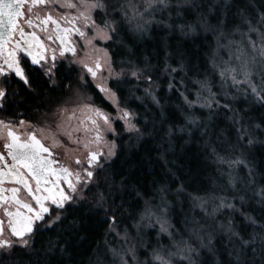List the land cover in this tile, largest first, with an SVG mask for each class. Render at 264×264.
Returning a JSON list of instances; mask_svg holds the SVG:
<instances>
[{"label":"snow or ice","instance_id":"snow-or-ice-1","mask_svg":"<svg viewBox=\"0 0 264 264\" xmlns=\"http://www.w3.org/2000/svg\"><path fill=\"white\" fill-rule=\"evenodd\" d=\"M57 5L59 9L71 11L59 13V19L50 12L41 17L36 11L38 6L55 8ZM199 8L197 0H0V109L6 107L10 96L19 94L20 88L33 91L34 84L43 83L55 91L66 53L70 52L74 57L68 61V71H75L71 67L73 64H79L83 69L75 89L71 82L66 85L72 93L71 97L59 102L39 125L25 120L14 125L11 121L0 119V140L5 150L0 152V256L18 253L21 264H42V261L45 264H63L56 254L63 257L68 253L73 239L80 236L85 223L90 220L107 224L105 235L115 233L119 240L115 246H109L113 242L105 240L103 261L97 255L95 264H200L197 259L200 249L215 254L212 234L208 231L209 228L215 230L213 225L197 223L188 233V239H184V230H175L169 220L170 206L164 195L166 188L159 189L157 203L155 198L144 199L134 186H129L126 178H122L117 185L114 175L108 172L110 162L118 155V146L115 139H106V134L114 137L121 135L114 125L123 122L124 131L135 135L138 140L147 131L146 127H137V114L128 106V101L118 95L121 85L135 81L130 89L131 98L143 102L145 97H150L158 107L160 102L156 91L159 85L152 75L154 67L147 58L144 67L129 60L121 61L117 70L108 48H95L93 41L123 46V42L117 39L120 32L143 35L153 24L164 22L156 19L157 14L163 16L168 13L167 18L171 21L173 13L176 18L196 13L194 22L176 25L179 31L184 35L196 34L198 30L213 33L216 48L212 51L210 63L220 78L219 92L213 91L211 81L205 76L192 82L196 91L195 98L190 99L185 94L187 85L184 78L180 85L185 91H179L173 82L172 74L183 71V64L178 69L165 63L163 72L169 76V90L179 91L189 110L185 115L186 125L179 131L185 132L191 126L193 130L203 129L201 136L209 134L208 124L195 115V109H206L209 121L221 111L231 112L229 119L236 126V142L226 141L228 147L224 149V154L216 147H212L211 153L221 166V175L228 178L233 201L239 200L243 208L247 193L251 191L252 197L247 199L258 197V202L264 205V187H258L256 169L244 151V141L249 149L257 143L264 146V140L256 139L257 130L264 131V116L255 125L251 121L246 124L241 113L233 108V104L242 97L253 111L264 109V13L258 18H251L243 11L239 12L240 23L234 26L232 32H227L223 21L218 25L210 24ZM49 25L55 36L47 35L45 39L53 43L59 41L56 48L45 45L37 35V29L49 32ZM166 26L171 28L173 24ZM89 32L93 35L89 36ZM236 34H239V40L234 38ZM73 35H78L86 41V46H93L94 51L102 55H97L91 62L76 58L77 49L70 40ZM222 48L228 51V59L218 62L217 56ZM104 69H107L108 75L100 76ZM34 74L40 80H36ZM87 76L93 81L100 78L95 87L109 101L115 115L97 106L91 96L84 94ZM109 81L115 83L110 84ZM14 83L17 88L12 87ZM141 83L146 84L144 97L135 96ZM232 90H235L234 93ZM243 115H247V110ZM73 120L78 121L76 127L71 126ZM81 130L89 134L88 138L74 139L73 133ZM45 133H48L46 138L51 139V146H46L38 138ZM173 134L174 130L170 127L168 136ZM192 134L193 131H189V136ZM60 137L86 150V166L79 157L72 161L75 168L65 166L54 158L52 149L64 146ZM93 144L95 148L91 147ZM238 149L239 155H234ZM161 158H164L163 154ZM241 166L247 169L244 177L237 173ZM5 184L13 186L5 187ZM182 191V187L177 190L178 193ZM117 192L121 193L119 197ZM124 195L133 197L135 204L143 200V207L138 212L129 211L134 205L129 204L126 208ZM189 196L193 206L200 207L209 220L214 221L221 209L226 208L232 213L240 211L235 203L229 202L227 195H217L215 190L204 196ZM117 198L121 199L120 204H116ZM209 204L213 205L211 212L207 211ZM118 212L122 219L117 216ZM241 215L246 223L241 224L239 229L231 218L226 224L219 225L231 246L226 249L229 257L226 264H264V224H257V218L245 212ZM128 220L133 222L128 224ZM121 223L124 224L122 229ZM248 227H253L252 233H247ZM148 230L156 234V247H153L150 238L145 239L151 236ZM163 234L171 240L168 247L159 245ZM140 248L145 249L142 254L148 257L143 262L139 260ZM149 248L150 253L147 251Z\"/></svg>","mask_w":264,"mask_h":264},{"label":"trees","instance_id":"trees-1","mask_svg":"<svg viewBox=\"0 0 264 264\" xmlns=\"http://www.w3.org/2000/svg\"><path fill=\"white\" fill-rule=\"evenodd\" d=\"M197 3L200 5L199 12L207 17L210 24L218 25L220 21H223L224 30L227 32H232L234 26L240 23L239 12L243 11L251 18H258L261 13H264V0H197ZM167 17L168 13H164L163 16L157 14L156 19L164 22L153 24L143 35L129 31L120 32L117 39L123 42V46L115 43H104L109 54L112 55V59L116 62L117 70H119L121 61L127 62L129 60L140 67H144L145 58H147L154 67L152 75L156 84L159 85L156 96L160 102L158 107L150 97H145L143 102L131 98L130 89L136 83L135 81L131 84L124 83L121 85L118 95L123 100H127L128 106L137 114L139 121L137 127H146L147 131L143 138L138 140L135 135L124 132L119 123L116 124V128L121 133L119 137H115L118 155L113 157L110 162L111 166L108 167V172L114 175L117 185L122 178H126L129 186H134L137 191L143 194L144 199L155 198L157 203H159V189L166 188L167 191L164 195L170 206L169 220L177 232L184 230V239H188V233L197 226V223L204 224L206 222L214 226L215 230L209 228L208 231L212 234V245L216 252L213 255L208 253L207 249H200V255L197 258L200 264H217V262L226 264L229 258L226 249L231 246L228 244L226 234L219 229V225L226 224L231 218L239 229L241 224L246 223L241 212L257 218V224H264V205L258 202V197L247 199V197H252L251 191L247 193L243 208H241L239 200L233 201L232 190L228 188V178L221 175V166L216 163L215 157L211 153L212 147H216L221 154H224V149L228 147L225 142H236V126H233L229 119L232 115L231 112L221 111L219 115H213L209 121V113L206 109H195V115L201 117L208 124L209 134L201 136L203 129L193 130L191 126H188L185 132L179 131L182 126L186 125L185 115L189 111L179 94V91H185V88L180 85L181 79L184 78V83L187 85L185 94L190 99H194L196 91V87L192 83L194 80H202L208 76L213 85V91L219 92L220 78L210 63L212 51L216 48L213 33L198 30L196 34L184 35L176 27L181 22H194L197 14L189 13L181 18H176L173 13V20L171 21ZM168 24H173V27H167ZM234 38L239 40V34H236ZM221 59H228L226 49H220L217 61L219 62ZM165 63L178 69L183 64V71H180L179 74H172L174 76L173 82L179 91L176 89L169 90V76L163 72ZM68 69L69 67L62 65L58 87L55 91L43 83L34 84L33 91L20 88L19 94L15 97L10 96L6 107L0 109V116L9 120L24 119L37 122L42 114L56 106L62 100L59 98L65 95L66 85L73 80L76 73V71L70 72ZM34 77L36 80H40V77L35 76V74ZM109 83L114 84L115 82L110 81ZM17 87L16 84L13 86V88ZM144 87L146 84L141 83L139 90L135 91V96L144 97ZM86 90L96 103L110 109V105L106 103L97 90L91 86ZM234 91L232 90L233 93ZM233 108L241 113L246 124L251 121L252 125H255L264 116V109L253 111L252 106L242 97L233 104ZM245 110H247V115H243ZM162 111L163 116H161ZM146 120L148 121L147 124H145ZM170 127L174 130L171 137L168 136ZM189 131H193L191 136H189ZM256 139L264 140V131L257 130ZM246 144L247 142L244 141L245 155L256 169L257 185L264 187V146L257 143L249 149ZM239 151L238 149L234 155H239ZM162 154L163 159L161 158ZM237 173L244 177L247 175V169H243L241 166L237 169ZM181 187L183 191L178 193L177 190ZM213 190L217 195H227L229 202L235 203L240 211L232 213L225 208L216 214L214 221L207 219L200 207L193 206L189 194L204 196L212 193ZM120 195L121 193L117 192V196ZM123 201L126 208L129 204L134 205L133 208L129 209L131 212H138L143 207V200H140L139 204H135L134 198L131 196L124 195ZM120 203L121 199L117 198L116 204ZM212 206L209 204L207 211L211 212ZM117 216L121 217V213L118 212ZM132 222V220L127 221L128 224ZM123 227L124 224L121 223L120 228ZM107 228L108 225L105 223L94 220L87 221L80 232V236L73 239L69 252L63 257L57 253V259H62L63 264H95L97 255H99L103 261L105 240L113 242L109 246L119 244L115 233L105 235ZM148 231L151 236L145 237V239L150 238L153 247H156V234L153 230ZM252 232L253 227H248L247 233ZM247 233L242 234L246 236ZM193 243L196 246L195 241ZM170 244V238L163 234L159 239V245L168 247ZM37 247H39V240ZM97 248L100 249L99 254ZM144 251V248L139 249L138 255L141 262L148 259L142 254ZM147 251L150 253L151 249L149 248ZM110 259L111 257H109ZM0 264H21V256L18 253H13L11 256H0ZM42 264L45 262L42 261Z\"/></svg>","mask_w":264,"mask_h":264},{"label":"rangeland","instance_id":"rangeland-1","mask_svg":"<svg viewBox=\"0 0 264 264\" xmlns=\"http://www.w3.org/2000/svg\"><path fill=\"white\" fill-rule=\"evenodd\" d=\"M88 35L91 36V35H93V33L89 32ZM43 43H44L45 45H47V46H50L51 48H56V47L58 46V42H57V41H56L55 43H53V42L50 41V40H44ZM75 44H76L75 47H76V49H77V57H76V58H78V59H85V60H88L89 62H91V60H92V59H95V57H96L97 55H102V53H97V52H95L93 46H86V41H84V40H82V39H75ZM93 45L95 46V48H99V49L106 48V47L104 46V42H101V41H93ZM108 51H109V50H108ZM49 55H50V53H49ZM57 55L59 56V52H57ZM66 57H67V58L64 59L63 61L66 63V66H67V67H70L68 61L74 59V57L72 56V54H71L70 52H69V53H66ZM59 62H60V61H58V63H59ZM71 67L75 68V71H76L75 76L73 77V80L70 81V82L73 84V89H75V88H76V84H77L78 77H79V75L83 72V69L80 67L79 64H73V65H71ZM84 74L87 75L86 73H84ZM107 75H108L107 69H104V71L100 74V76H107ZM89 77H90V76H89ZM88 81L90 82V84H89L86 88H88L89 86H91V87H93L95 90H97V92H99V90L95 87V84L100 82V78L98 77V79H97L96 81H93L92 78L90 77V79L87 78V82H88ZM109 82H110V81H109ZM68 84H69V83H68ZM68 84H67V85H68ZM86 88L83 89L84 94L87 95V96H91V95L87 92ZM99 94H100V95L102 96V98L106 101V103H108V105H110L109 101L106 100V99L104 98V95H103L102 93H100V92H99ZM71 95H72V93H71V92L68 90V88L66 87V93H65V95H64V99H62L61 101L68 99L69 97H71ZM91 97H92V96H91ZM61 101H60V102H61ZM95 104H96L97 106H100V105H99L98 103H96V102H95ZM56 106H57V105H56ZM56 106H54L53 108H51V109H50L49 111H47L46 113L42 114L37 122H30V121H27V120H25V121H27V122H29V123H31V124L39 125L40 122H41L42 120H44V118H45L46 116L50 115V111H51V110H54ZM69 107H71V105H70ZM100 107H102V106H100ZM102 108H104V107H102ZM104 110H105V111H108V112H111L113 115H115V110L111 107V105H110V109H106V108H104ZM0 115H1V114H0ZM0 119L5 120L6 122L11 121L14 125H18L20 120H24V119H11V120H9V119H6L5 117H1V116H0ZM70 123H71V126H72V127H76L77 124H78V121H77V120H73V121H71ZM119 125H120V127H122L123 130H124L123 122H119ZM114 126L116 127V125H114ZM18 130L22 131V129H18ZM117 130H118V129H117ZM124 132H125V131H124ZM88 135H89V134H87V133H85L83 130H81V131H79V132H74V133H73V138L75 139L76 137H80V138H82V140H83V139H87V138H88ZM46 137H48V133H45L44 135H38V138H39V139H41V140H42L44 143H46L48 146H51V139H50V138H46ZM105 138L108 139V140H113V139H115V137L112 136L110 133L106 134V137H105ZM60 139L63 141V144L66 145V146H63V147H56V149H63V148H65V149H67V151H66V155H69L70 157H74V153L71 151L72 148L70 147V145H72V144H74V143L68 141L65 137H60ZM80 146H81V145H80ZM91 147L95 148L96 145L93 144V145H91ZM80 153H81V159L85 161V166H86V156H87V152H86V150H85L82 146H81ZM64 165H65V166H71V167H74V165H73L72 163H69L68 161H66V162L64 163ZM12 186H13V185H11V187H12Z\"/></svg>","mask_w":264,"mask_h":264},{"label":"flooded vegetation","instance_id":"flooded-vegetation-1","mask_svg":"<svg viewBox=\"0 0 264 264\" xmlns=\"http://www.w3.org/2000/svg\"><path fill=\"white\" fill-rule=\"evenodd\" d=\"M36 11L39 12L40 16L43 17L46 13L50 12L52 14V16L54 18H57L59 19V13L61 12H65V11H71V10H67V9H59L58 5L53 8V7H48V6H38V8L36 9ZM63 26V25H62ZM51 25H49V32L45 33V32H42L40 31L39 29H37V35L41 38V41L43 42L44 40H47L45 39V37L47 35H52L53 37L55 36V33L51 31ZM75 39H81L78 35H73L70 37V40L71 42L74 43V46L76 45L75 44ZM58 44H59V41H57ZM62 65L64 67H66V63L64 61H62ZM88 79H90L89 76H87ZM87 84H90V82L88 81ZM15 86V84L12 85V87ZM58 99V98H57ZM59 99H64V96L60 97ZM43 142V141H42ZM46 144V143H45ZM64 145V144H63ZM46 146H48L46 144ZM66 146V145H64ZM70 147L72 148V152L74 153V157H70L69 155H66V151L67 149L63 148V149H56V148H53L52 151L54 152L55 156L54 158L58 159L61 163H65L66 161H68L69 163H72V161L79 157L81 159V153H80V150H81V146L80 145H77L76 143L70 145ZM4 148H3V141L0 140V152H4ZM5 155H6V152H5ZM73 164V163H72ZM74 165V164H73ZM76 166L74 165L73 168H75ZM5 187H11L10 184H5Z\"/></svg>","mask_w":264,"mask_h":264}]
</instances>
